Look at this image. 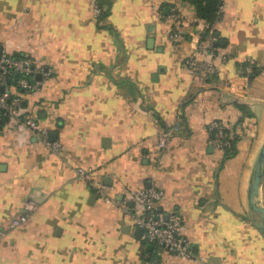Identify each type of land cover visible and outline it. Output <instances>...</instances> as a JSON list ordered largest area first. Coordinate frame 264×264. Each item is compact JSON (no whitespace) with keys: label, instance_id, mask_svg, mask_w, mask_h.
Segmentation results:
<instances>
[{"label":"crops","instance_id":"1","mask_svg":"<svg viewBox=\"0 0 264 264\" xmlns=\"http://www.w3.org/2000/svg\"><path fill=\"white\" fill-rule=\"evenodd\" d=\"M181 1L107 0L100 18L90 0H0L2 53L52 71L25 106L61 143L52 151L22 125L0 131V264H151L153 253L158 264H264L251 204L264 144V0H223L215 46L229 57L216 54L219 72L204 81L184 64L192 32L170 37L175 4L188 22L197 17ZM250 65L258 70L246 75ZM214 119L237 137L231 157L210 142ZM99 179L130 209L104 201ZM149 186L165 190L163 210L181 213L196 259L142 240L132 194ZM256 199L264 206V172Z\"/></svg>","mask_w":264,"mask_h":264},{"label":"built area","instance_id":"2","mask_svg":"<svg viewBox=\"0 0 264 264\" xmlns=\"http://www.w3.org/2000/svg\"><path fill=\"white\" fill-rule=\"evenodd\" d=\"M95 16L99 17L102 7L99 0H90ZM182 2V1H181ZM184 4H175L168 18L174 21L175 28L170 37L175 44L179 43L182 36L192 32V41L195 45L185 57V66L194 73L200 80L204 81L208 75L217 74L219 65L215 62V55L223 62L228 60L229 55L217 52L215 41L217 36L213 33H205V26L199 28L198 23L202 19L196 17L194 22H188L185 13L182 11ZM224 16L223 5L219 10L216 22ZM197 23V24H196ZM197 27V31H188L189 28ZM192 30V29H191ZM210 55V57H206ZM212 56V57H211ZM249 74L252 71L251 65L246 68ZM20 75L16 81L14 74ZM41 74V78L37 74ZM52 71L44 63H38L30 56H15L12 53L4 52L0 58V131L16 128L22 125L25 131L36 136L44 142L52 151H58L61 143L52 139L51 131L43 126L38 119L26 110V102L29 97L37 95L41 85ZM181 118H178L172 125L168 126L159 137V146L164 147L169 137L179 132L182 128ZM228 123L224 119H214L208 124L210 142L219 150H224L229 144ZM87 169L78 168L81 176L88 174ZM94 188L102 196L104 201L118 204L123 208L130 209L127 201L108 192V185L102 180H94ZM166 193L164 189L155 186L145 187L134 191L132 199L135 201V223L142 228V240L156 244L157 249L169 251L188 259H196L197 255L192 249L191 242L185 232L183 217L179 210L165 211L160 204ZM29 206V205H28ZM30 207V206H29ZM29 219V214H21L12 219L13 228L19 227ZM5 231L0 228V240ZM156 258L151 264H155Z\"/></svg>","mask_w":264,"mask_h":264},{"label":"trees","instance_id":"3","mask_svg":"<svg viewBox=\"0 0 264 264\" xmlns=\"http://www.w3.org/2000/svg\"><path fill=\"white\" fill-rule=\"evenodd\" d=\"M182 1H188L194 5L195 11H196V16L209 23L207 26H205V33H213L215 35L217 30L214 26H215L216 19L219 15V10H220L221 6L223 5V0H182ZM99 3L102 7V13L100 14L99 17L103 18L104 16H106L109 13V8H105V6L107 4V0H99ZM171 31H172V28H171ZM14 55L20 56V57L21 56H27L25 54H14ZM257 70L258 69L256 68V65H254L252 72L253 73H254V71L257 72ZM14 76H16V78L13 79V82L16 81V79L20 75H17L15 73ZM239 106L241 108H245V106L242 104H239ZM207 128H208V126H207ZM227 131L229 132V144L223 150L224 158L231 157L237 152V148H236L237 137L234 135V133H232L230 126H228ZM211 135H213L212 131H211L209 137H211ZM145 244L152 247L151 252L154 251V249L155 250L157 249V246L154 243L147 241V242H145ZM156 258L159 259V255L153 253V255H151V257H149L150 262H153ZM155 264H158V261L155 262Z\"/></svg>","mask_w":264,"mask_h":264},{"label":"water","instance_id":"4","mask_svg":"<svg viewBox=\"0 0 264 264\" xmlns=\"http://www.w3.org/2000/svg\"><path fill=\"white\" fill-rule=\"evenodd\" d=\"M218 43H216L217 45ZM3 51V45L0 44V58ZM38 78H41V74H37ZM53 138L55 137V133H52ZM263 172H264V144L261 147L259 156H258V162L255 169V175H254V181L251 187V204L253 210L256 212H259L261 214V217L263 219V226L262 230L264 231V206L260 205L258 200L256 199V196L259 194L260 186L263 180ZM139 232H142V228L139 227Z\"/></svg>","mask_w":264,"mask_h":264}]
</instances>
